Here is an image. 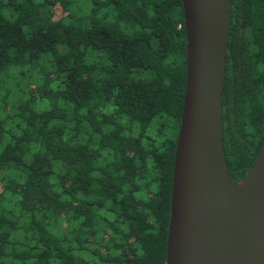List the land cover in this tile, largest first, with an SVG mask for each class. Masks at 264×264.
I'll list each match as a JSON object with an SVG mask.
<instances>
[{"label": "trees", "instance_id": "trees-1", "mask_svg": "<svg viewBox=\"0 0 264 264\" xmlns=\"http://www.w3.org/2000/svg\"><path fill=\"white\" fill-rule=\"evenodd\" d=\"M182 0H0V264H167ZM234 181L264 143V0H232Z\"/></svg>", "mask_w": 264, "mask_h": 264}, {"label": "water", "instance_id": "water-1", "mask_svg": "<svg viewBox=\"0 0 264 264\" xmlns=\"http://www.w3.org/2000/svg\"><path fill=\"white\" fill-rule=\"evenodd\" d=\"M187 83L177 146L167 264H264V143L234 181L223 93L232 0H182Z\"/></svg>", "mask_w": 264, "mask_h": 264}]
</instances>
